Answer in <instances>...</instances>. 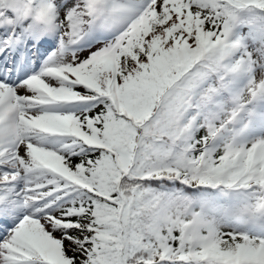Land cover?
I'll list each match as a JSON object with an SVG mask.
<instances>
[{"label":"snow or ice","instance_id":"1","mask_svg":"<svg viewBox=\"0 0 264 264\" xmlns=\"http://www.w3.org/2000/svg\"><path fill=\"white\" fill-rule=\"evenodd\" d=\"M0 264H264V0H0Z\"/></svg>","mask_w":264,"mask_h":264}]
</instances>
